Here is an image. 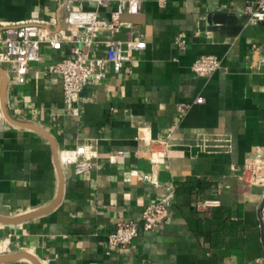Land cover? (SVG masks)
<instances>
[{
  "label": "crops",
  "instance_id": "crops-1",
  "mask_svg": "<svg viewBox=\"0 0 264 264\" xmlns=\"http://www.w3.org/2000/svg\"><path fill=\"white\" fill-rule=\"evenodd\" d=\"M247 1L144 0L133 22L145 31L147 48L121 73L85 87L74 105L64 100L61 76L49 72L72 56L70 45L43 46L41 61L5 77V88L0 73V217L56 201L57 159L65 182L50 212L0 222V257L27 253L40 264H264V22L247 18ZM59 2L0 0V28L47 20ZM202 55L217 56L221 69L197 76L192 66ZM199 97L203 103H194ZM180 104L192 106L181 115ZM83 148L95 167L76 174L61 155L72 159ZM168 186L176 188L170 217L154 231L141 229L127 247L111 248L116 224L140 221ZM205 198L221 206L198 210Z\"/></svg>",
  "mask_w": 264,
  "mask_h": 264
},
{
  "label": "built area",
  "instance_id": "built-area-1",
  "mask_svg": "<svg viewBox=\"0 0 264 264\" xmlns=\"http://www.w3.org/2000/svg\"><path fill=\"white\" fill-rule=\"evenodd\" d=\"M165 1L159 0V3ZM143 3L144 0H60L56 13L47 20L3 24L0 28V73L3 72L7 79L24 75L31 69V63L41 61L43 46L60 50L70 45L72 56L51 65L49 72L61 76L64 100L74 105L85 87L105 80L111 73H121L133 62L135 53L147 48L142 26L122 20L123 15L140 14ZM244 11L252 23L264 22V0L247 1ZM124 30L128 32L127 38L117 37ZM221 67L217 56L202 55L194 62L192 70L199 77H210ZM203 100L199 97L194 103H203ZM191 106L180 104V114ZM73 112L77 114V108H73ZM85 150L83 148L82 154L69 160L76 174L95 167L92 156ZM117 155L124 158L125 152L119 151ZM144 179L157 184L153 176ZM175 200L176 188L168 186L162 197L144 207L140 221H119L109 233L110 247H127L141 229L156 230L170 217ZM220 206L219 199L205 198L197 202L198 210ZM260 215L264 221L263 209Z\"/></svg>",
  "mask_w": 264,
  "mask_h": 264
},
{
  "label": "water",
  "instance_id": "water-1",
  "mask_svg": "<svg viewBox=\"0 0 264 264\" xmlns=\"http://www.w3.org/2000/svg\"><path fill=\"white\" fill-rule=\"evenodd\" d=\"M136 16L137 15H133V16H131V15H123L122 16V20H124V21H133V19ZM217 18H219V17H217ZM247 18H249V17H247ZM1 74H2L3 79H4V88H5V86H6V78L5 77L6 76L4 75L3 72H1ZM36 129L38 131H40L42 134H44L46 137L50 138V136L45 131H42L41 129H38V128H36ZM54 149H55L54 150L55 151V157L57 159L58 158V149L55 146H54ZM57 168H58L59 175H60V185H59L58 197H57L56 201L52 205H50L49 207H47L45 209L34 211L32 213L21 215L19 217H15V218H3V217H0V222L1 223H7V224H14V223H18V222L24 221L26 219H30V218H33V217L40 216L42 214L48 213L51 210H53L59 204L61 196H62V193H63L64 186H65L64 185L65 182H64V179H63V173L61 171L58 159H57ZM262 209H263V214H264V203H263ZM19 258H27V259H30L31 261H33L35 264H40L39 261H37L35 258H33L31 255H29L27 253H19V254L12 255V256L0 257V261H2V260H13V259H19Z\"/></svg>",
  "mask_w": 264,
  "mask_h": 264
},
{
  "label": "bare ground",
  "instance_id": "bare-ground-1",
  "mask_svg": "<svg viewBox=\"0 0 264 264\" xmlns=\"http://www.w3.org/2000/svg\"><path fill=\"white\" fill-rule=\"evenodd\" d=\"M61 160H62L63 163H68L69 160H70L69 154L68 153H63L61 155Z\"/></svg>",
  "mask_w": 264,
  "mask_h": 264
}]
</instances>
